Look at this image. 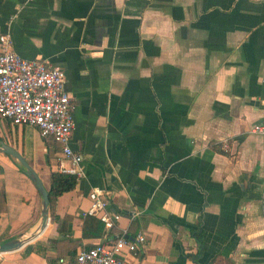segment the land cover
<instances>
[{"label": "crops", "instance_id": "1", "mask_svg": "<svg viewBox=\"0 0 264 264\" xmlns=\"http://www.w3.org/2000/svg\"><path fill=\"white\" fill-rule=\"evenodd\" d=\"M1 32L21 57L63 70L84 175L0 264H60L138 231L126 264H264V138L251 131L264 116V0H0ZM2 144L48 187L57 142L0 117ZM18 164L0 150V242L40 221ZM93 186L119 217L82 236Z\"/></svg>", "mask_w": 264, "mask_h": 264}, {"label": "built area", "instance_id": "2", "mask_svg": "<svg viewBox=\"0 0 264 264\" xmlns=\"http://www.w3.org/2000/svg\"><path fill=\"white\" fill-rule=\"evenodd\" d=\"M64 72L41 59H27L11 47L8 33H0V117L13 124L35 126L42 137L59 144L57 170L72 174L77 180L83 169L81 155L74 152L69 139L74 125L71 96L63 87ZM264 81V78H263ZM251 131L264 138V116L252 124ZM66 159L67 165L63 164ZM264 178V172H263ZM107 191L98 186L87 192L89 204L83 215H96L104 229H109L119 213L108 208ZM144 235L138 231L131 239L119 234L109 239L105 234L92 245L80 247L60 264H126L125 253L141 248Z\"/></svg>", "mask_w": 264, "mask_h": 264}, {"label": "water", "instance_id": "3", "mask_svg": "<svg viewBox=\"0 0 264 264\" xmlns=\"http://www.w3.org/2000/svg\"><path fill=\"white\" fill-rule=\"evenodd\" d=\"M0 150L7 152L18 161V163L23 167L24 173L31 179V181L35 185L40 196V211H39L40 221L38 227L36 228L35 231L30 232L26 237L17 236L1 241L0 253H2L17 249L25 242L36 237L46 226L49 220V215H48V191L47 188L42 184L41 179L39 178L38 174L33 169V167L16 150L3 144L0 145Z\"/></svg>", "mask_w": 264, "mask_h": 264}, {"label": "trees", "instance_id": "4", "mask_svg": "<svg viewBox=\"0 0 264 264\" xmlns=\"http://www.w3.org/2000/svg\"><path fill=\"white\" fill-rule=\"evenodd\" d=\"M19 165V168L23 170V167ZM77 183V179L66 172H61L58 170H50L48 173V203L51 202L57 195L64 191L72 189ZM50 217L54 220L57 219L56 215L50 213ZM102 222L98 219L96 215L85 214L83 216L82 236H99L103 232ZM194 235L199 240V232L196 230ZM115 238V237H114ZM113 239V238H112ZM90 246V245H89Z\"/></svg>", "mask_w": 264, "mask_h": 264}]
</instances>
